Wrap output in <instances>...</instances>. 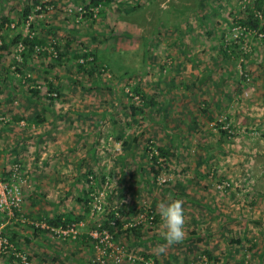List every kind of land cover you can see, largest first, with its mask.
I'll return each instance as SVG.
<instances>
[{"label": "rangeland", "instance_id": "1", "mask_svg": "<svg viewBox=\"0 0 264 264\" xmlns=\"http://www.w3.org/2000/svg\"><path fill=\"white\" fill-rule=\"evenodd\" d=\"M89 2L0 0V36L8 44L0 62V150L9 151L19 135L31 136L20 147L38 164L42 154L31 151L40 145L34 120L42 114H70L77 128H85L82 121L89 130L82 137L77 131L69 144L88 149L101 131L96 159L89 155L87 160L88 150L76 158L86 156L85 172L98 167L106 174L85 204L73 194L55 209V200L36 201L24 190L28 219L82 216L73 222L80 233L73 239L44 231L48 235L40 241L26 240L20 228L35 230L22 226L17 211L13 217L0 212V234L9 242L0 248V264H26L21 255L28 264H99L90 236L83 241L80 235L112 210H123L121 221L128 222L154 207L159 221L143 229L163 236L158 205L174 199L184 204L186 236L165 253L158 254V246L166 241L151 244L156 264H264V30L243 35L236 21L245 14V0H104L85 15ZM262 7L260 28L264 2ZM18 35L37 36L41 43L31 53L20 52ZM89 52L94 60L82 62ZM52 140L56 144L57 138ZM153 143L170 148L158 174L150 170L152 153L146 151ZM3 153L0 168L19 161ZM51 154L42 164L49 174L53 159L67 153ZM63 170L67 180L68 174L80 173L65 165ZM86 180L80 186H87ZM223 180L231 183L229 189L217 188ZM99 203L102 211L95 209ZM116 242L137 258L124 264H150L143 259L148 251L141 237L123 233Z\"/></svg>", "mask_w": 264, "mask_h": 264}, {"label": "crops", "instance_id": "2", "mask_svg": "<svg viewBox=\"0 0 264 264\" xmlns=\"http://www.w3.org/2000/svg\"><path fill=\"white\" fill-rule=\"evenodd\" d=\"M197 83V82H196ZM186 87H189V85L186 82ZM196 86H198L196 84ZM23 117V116H22ZM81 119L82 116H80ZM18 120H21L20 124L24 125L23 123V118H19ZM17 120V121H18ZM30 120H27V125L29 126L31 124V121L29 123ZM102 122V118L98 119L97 123H101ZM81 125H83L85 128L88 129L89 126H86L85 124H83V122H80ZM92 124V123H90ZM76 126V127H75ZM32 127L35 130V134H37V141H40V145L39 147H37L35 150H32V152H38L41 153V162H39L38 164L34 163V161L32 160V156L30 155V152L28 151H24V146L20 147V145H25V143H28L32 140L30 137L31 136H27V135H19L18 136V140L17 137L16 139H13L14 141L12 142L11 145V149L9 151H4V149H2L3 151L0 150V154L1 153H7L6 156H10V155H14L13 159H17L19 161H21V159L24 161L22 162L23 167L26 168L25 173H26V183H25V193H28L27 198H32L35 199L36 201H40L41 199L45 201H50L51 200H55L54 202H52L55 206V209H57L60 206V201H62L64 199V197L69 196V195H78L79 197H87V195H92L94 194V192L92 191V189H90L88 187V180L87 181V186L83 185L80 186L79 182L82 181V179H86V174L88 172H85V170H83V168L88 169V164H86L85 166H83L84 164H82V162L85 161V157L87 156L89 160V155L92 158H95L97 156L96 152L98 150L101 149V146L99 145V137L101 135V131L100 132H95L94 134H96L97 138L96 140L94 139L93 142H91L90 147L87 149L86 147L84 148V144H79L78 142L76 143H71L69 144L68 140H70V137L74 134L77 135V131H81L79 133V136H83V134L86 136L88 134V132L86 131L85 128L81 129V128H77V125L75 123V117L73 115L67 114L64 115L63 113H59V112H55V113H51L49 114H42V116H37V118L34 120V123L32 124ZM75 127V128H74ZM92 130V129H90ZM1 134V133H0ZM65 137V138H63ZM47 138V139H46ZM53 138L56 139L57 141L56 144H52L48 142V139ZM63 138V139H61ZM52 140V141H53ZM47 141V142H46ZM51 141V142H52ZM19 142V145L17 146V143ZM59 142H63L61 144H58ZM21 143V144H20ZM44 144H48V147H44ZM51 145V146H50ZM35 145H31V147H33ZM124 148V146H123ZM23 149V150H22ZM86 156L82 157L81 155H79L78 158H76V153H81V152H87ZM54 152H59V153H67L65 156H57L56 158H54L53 160L55 162H52L53 165V170L54 173L53 174H49L46 173L44 167L42 164H44L46 162V160L50 157L51 153ZM3 153V154H4ZM70 153H75L73 157L70 156ZM2 154V157H3ZM52 155V154H51ZM5 156V155H4ZM94 156V157H93ZM59 157V158H58ZM5 158V157H4ZM3 158L2 163H4L6 165V159ZM76 162H81V164H79L77 167ZM71 163V164H70ZM64 165L68 168L71 169H75L77 168L78 170H80V173L75 176L76 174H74V176H69L68 174V180H67V175H65V170H63ZM153 165V164H152ZM10 164H7L5 167H7V169L9 168ZM40 166V167H39ZM6 169V170H7ZM44 169V170H43ZM59 169V172H57L56 170ZM98 167H94V168H90V170H92V172H94L95 174L98 175L97 180L99 181H95L96 182V187L95 189L100 185V176L103 172H100V170H97ZM4 170V172L6 171ZM88 170V171H90ZM137 170V168H136ZM151 170V169H150ZM71 171V170H70ZM84 171V172H83ZM138 171V170H137ZM35 176V177H39V178H45V177H51L49 180H30V177ZM262 187L260 188L262 191H264V181H261ZM35 186V189L32 187ZM43 188H47V189H43ZM42 189V190H40ZM84 189V190H82ZM94 189V190H95ZM35 191V192H34ZM92 191V192H91ZM47 193V195H46ZM33 195V197H32ZM44 195H46V198H44ZM77 198V199H78ZM90 199V198H89ZM47 209V208H46ZM43 210V208L41 209V211ZM40 213V212H39ZM49 213V209L48 211H42V214H46ZM51 213V212H50ZM49 213V215H50ZM38 214V212H37ZM33 217H37V216H33ZM82 217V216H81ZM84 219V218H83ZM24 224V223H23ZM158 225V224H157ZM22 226H26V224L22 225ZM21 233L25 232V238L26 240L28 239H37L39 237V239H37L36 241H40V238L43 237L45 238V232L43 231H33L31 234L29 231L20 228ZM24 231V232H22ZM156 230H153L151 232H146L144 231V229H142L141 233L143 234V236H141V241L142 242V248L145 249V251H148L147 254H145L143 256V258L147 259V263L150 264H156L159 263L158 259L155 257V259H153L152 255L153 252H149V251H153V249L150 248L151 244H156L159 243L161 241H165L163 236H157L155 233ZM42 232V233H41ZM141 234V235H142ZM35 236V237H33ZM41 236V237H40ZM81 239L83 241H87L89 238V235L87 233H83L82 235H80ZM37 237V238H36ZM149 241H152L149 242ZM155 241H159V242H155ZM159 247V246H158ZM160 258V256H159ZM161 258H164V256H162ZM204 258V257H203Z\"/></svg>", "mask_w": 264, "mask_h": 264}, {"label": "built area", "instance_id": "3", "mask_svg": "<svg viewBox=\"0 0 264 264\" xmlns=\"http://www.w3.org/2000/svg\"><path fill=\"white\" fill-rule=\"evenodd\" d=\"M255 1L256 0H245L244 5L246 6ZM257 15L261 18L262 11H257ZM261 35L264 37V33ZM18 49L20 52L24 51L26 49L25 44L20 42ZM53 94L56 95V93ZM6 171L9 172L8 176H5L4 169L0 168V212L10 214L11 217H13L17 211L20 214V220L25 224H29L30 222L31 224H34L35 227L49 229L53 234H59V236L65 238H78L80 232L76 223H69L67 227H56L49 224L46 220L33 221L28 219L23 212V191L26 183V174L24 173L23 165L19 161H14ZM91 181L93 182L94 180ZM230 187L231 183L228 180H223L217 185V188L220 190H226ZM95 209L102 211L103 208L99 203L96 204ZM115 213L116 217L121 221V214L118 211ZM155 216L156 214L151 210L140 211L135 214V217L130 221L123 223V225L125 228H133L139 225H143L144 227L145 225L153 226L156 223ZM111 223L115 224V221H112ZM89 236L94 247L98 251L99 264H124L126 261H137V258L134 255L126 253V246L124 244L116 242L114 235L109 228H102V223H99L97 227L92 228L89 231ZM8 244V239L2 237L0 234V248L3 245ZM21 259L26 264L29 263L26 255H21Z\"/></svg>", "mask_w": 264, "mask_h": 264}, {"label": "trees", "instance_id": "4", "mask_svg": "<svg viewBox=\"0 0 264 264\" xmlns=\"http://www.w3.org/2000/svg\"><path fill=\"white\" fill-rule=\"evenodd\" d=\"M104 2V0H91V2L89 3H86V5L84 6V9L86 10L85 11V15L87 14L88 12V9L90 10L89 13H92L93 9L91 8H94L95 6H100L102 5ZM264 0H256L253 4H248L246 5L245 7V14L244 16L241 18V19H237V24L241 27H243V35L245 33H248L247 31H258V30H264V27H261L260 28V17L257 15V11H262L263 7H262V4H263ZM36 3H39L38 1H35V4L33 5H37ZM28 14H29V8H27V10L24 12V15L25 17L27 18L28 17ZM25 18V19H26ZM6 22V18H4V20L2 21L1 25L2 27L4 26V23ZM20 40H22L24 43H25V46H26V51L28 52H33L35 51V48H36V45L37 44H40L41 41L36 37L34 38H31V37H26V38H23L21 35H18V37L16 38V42H19ZM8 48V44L4 41V38L2 36H0V62L2 60V57H3V51L6 50ZM226 48L230 50V46H226ZM226 50V49H225ZM83 56L86 57V59H83L82 62H85L87 60H94L95 58V55L93 52H89V53H84ZM80 65V68L81 69H85V64L81 63L79 64ZM106 67V66H105ZM87 69V68H86ZM103 70H106V68H103ZM37 91V90H36ZM53 91V90H52ZM56 92V91H54ZM35 93V91H34ZM139 93V92H137ZM58 95V93H57ZM138 95V94H137ZM147 99V98H146ZM151 104H154L155 100L152 98L149 100ZM148 103V102H147ZM153 146V148H149V147H146V151L148 153H152L151 155V159H152V167H151V170L155 173V174H158L159 171H161V169L163 168V162L160 161L161 158H168L167 156L170 155V148L167 147L166 145L164 146H156L155 143L151 144ZM154 151L156 153H154ZM5 176H8L9 175V172L5 171L4 172ZM106 174L102 173V175L100 176V179L101 180H105V176ZM92 176V178H91ZM98 178V175L95 174L94 172H92V170L88 171V173L86 174V179L88 180V187L90 189H92V191L94 192L96 189V182L95 180H97ZM91 180H94L93 182ZM95 189V190H94ZM91 191V192H92ZM94 199V197H91L90 200L89 198H85V197H79L78 198V201L82 202V203H87L89 201H92ZM145 210H149V208L147 209H142L140 211H145ZM87 211H90V210H87ZM116 211H118L120 214L124 215V212L123 210L121 209H115V210H112L109 214H108V218L106 220H104L102 222V228H109L111 230V232L113 233L114 235V238L115 240L118 239V237L123 234V233H126L128 235H133L134 238H139L141 237V231L143 229V225H139L137 227H133V228H125L123 223H125L126 221L122 222L120 221V219H118L116 217ZM151 211H154V207H152V210ZM2 214V213H0ZM17 214L19 215V213L17 212ZM156 218V222L159 221V218L158 215L155 216ZM82 217H74L72 215H68V216H57V217H54V218H50L49 216H41V218H38L36 219L37 221H42V220H46L47 222H49V224H51L52 226H56V227H60V226H63V227H67V225L69 223H73V222H76V221H82ZM30 220H33L35 221V218L33 219H30ZM112 221H115V224H112L111 222ZM101 223V222H100ZM27 224V223H26ZM29 225L31 228H33L34 230L36 231H45V232H51L49 229H44V228H41V227H35L34 224H31L29 222ZM97 227V226H95ZM94 227V228H95ZM210 257L211 255L206 252ZM243 264H245L244 262H242Z\"/></svg>", "mask_w": 264, "mask_h": 264}, {"label": "clouds", "instance_id": "5", "mask_svg": "<svg viewBox=\"0 0 264 264\" xmlns=\"http://www.w3.org/2000/svg\"><path fill=\"white\" fill-rule=\"evenodd\" d=\"M157 210L163 221L165 229L163 238L166 241V244L159 245L158 247V254H160L165 253L168 246L183 241L186 236L184 230L186 218L184 204L180 199H174L168 203L161 202Z\"/></svg>", "mask_w": 264, "mask_h": 264}]
</instances>
